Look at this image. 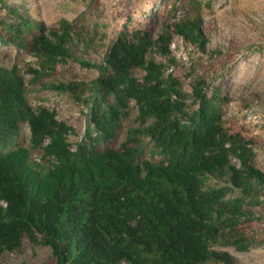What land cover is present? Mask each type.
<instances>
[{
    "label": "trees",
    "instance_id": "obj_1",
    "mask_svg": "<svg viewBox=\"0 0 264 264\" xmlns=\"http://www.w3.org/2000/svg\"><path fill=\"white\" fill-rule=\"evenodd\" d=\"M178 4L184 15L155 36L127 17L96 61L66 19L48 27L4 5L0 51L35 62H0V256L25 239L55 264H236L223 248L264 244L247 225L264 189L253 139L226 126L217 86L196 77L187 91L170 69L174 36L206 52L199 3ZM68 59L96 76L62 79ZM29 85L86 108L80 141L69 142L74 129L55 110L31 105ZM131 107L136 124L118 139Z\"/></svg>",
    "mask_w": 264,
    "mask_h": 264
},
{
    "label": "rangeland",
    "instance_id": "obj_2",
    "mask_svg": "<svg viewBox=\"0 0 264 264\" xmlns=\"http://www.w3.org/2000/svg\"><path fill=\"white\" fill-rule=\"evenodd\" d=\"M6 5H19L27 15L55 27L59 20L66 19L73 29L91 39L85 53L90 60L101 58L108 34L124 22L127 17L147 25L152 36L161 25L171 24L184 15L180 0H3ZM199 3V26L207 39L206 52L185 43L174 36L171 43L176 63L170 66L179 77L184 89L196 77H204L209 88L217 86L224 100L221 117L230 130L239 132L254 141L255 166L264 173V0H196ZM0 2V17L7 16ZM173 10V14H172ZM0 51V62L10 58L21 66L35 62L32 56L4 46ZM154 57L164 61L158 54ZM92 68H83L68 59L59 68L62 79L75 76L88 81L96 76ZM27 78V76H25ZM29 79V78H27ZM28 99L32 106L48 107L56 112L59 120L65 121L74 132L68 140L73 145L83 137L86 125V108L64 94L29 85ZM135 109L131 107L127 120L122 121L116 132L121 139L127 126L136 124ZM24 131H27L24 128ZM211 183L222 184V180L211 179ZM261 202L249 209L254 214L249 229L264 234V189ZM236 264H264V244L254 246L247 252L223 248ZM0 264H55L48 247L32 245L25 239L20 252L5 251ZM221 264V263H205Z\"/></svg>",
    "mask_w": 264,
    "mask_h": 264
}]
</instances>
